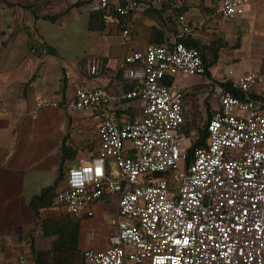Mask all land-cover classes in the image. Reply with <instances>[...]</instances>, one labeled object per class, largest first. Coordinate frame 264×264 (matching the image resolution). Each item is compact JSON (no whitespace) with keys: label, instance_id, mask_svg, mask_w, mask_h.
<instances>
[{"label":"built area","instance_id":"built-area-1","mask_svg":"<svg viewBox=\"0 0 264 264\" xmlns=\"http://www.w3.org/2000/svg\"><path fill=\"white\" fill-rule=\"evenodd\" d=\"M143 1L172 0H91L87 7L129 36L128 16ZM254 1L221 0L216 11L239 16ZM176 20L181 33L191 30L183 15ZM178 38L124 56L121 74L131 89L119 86L112 96L103 87H78L67 103L100 115L98 146L90 159L66 169L54 204L77 220L92 217L93 205L105 199L117 209L107 246L84 249V264H264V100L250 97L257 79L247 73L232 83L243 97L216 91L206 144L187 164L193 137L185 133L183 93L173 78L201 75L206 68L200 52ZM103 67L99 57L85 62L91 77ZM112 100H136L138 115L118 121ZM57 105L41 100L35 108ZM172 172L175 184L168 180Z\"/></svg>","mask_w":264,"mask_h":264},{"label":"crops","instance_id":"crops-1","mask_svg":"<svg viewBox=\"0 0 264 264\" xmlns=\"http://www.w3.org/2000/svg\"><path fill=\"white\" fill-rule=\"evenodd\" d=\"M90 1L0 0V264H20V257L35 264L37 256L51 250L55 235L44 234L43 222L68 216L54 204L55 193L63 187L66 169L90 159L98 146L100 115L71 110L67 103L78 87H103L112 96L119 86L131 89L132 82L121 74L130 51L169 45L183 34L187 43L199 47L206 63L212 61L204 74L173 78L183 93L185 133L193 138L202 102L207 117L218 108L216 91L222 83L251 73L257 81L250 95L264 100V0L249 3L234 17L217 13L221 0L137 2L128 16L129 36L116 21L91 13ZM176 14L190 25L188 33H181ZM90 57L104 62L96 77L85 71ZM203 84L209 86L205 98ZM213 96L216 106L210 104ZM41 100L58 105L36 109ZM188 101L196 114L188 113ZM109 108L120 122L138 115L136 100H112ZM51 187L52 196L45 199L49 204L42 201L32 208L31 199ZM109 209L114 216L111 199L96 202L93 216L78 220L81 251L107 246L114 231L103 219Z\"/></svg>","mask_w":264,"mask_h":264},{"label":"trees","instance_id":"trees-1","mask_svg":"<svg viewBox=\"0 0 264 264\" xmlns=\"http://www.w3.org/2000/svg\"><path fill=\"white\" fill-rule=\"evenodd\" d=\"M94 15H103L101 12H93ZM154 37H152L153 39ZM179 41L183 42L188 47H194L199 52L203 59L206 71L207 68L212 64V61L206 63L201 50L199 47L193 43L189 44L186 42L185 37L181 36L178 38ZM152 42H155V39L152 40ZM169 80H167L168 82ZM232 82H224L221 84V88L224 91H229L233 95H236L238 97H243L241 93L236 91L232 87ZM251 97V96H250ZM212 113H209L202 124L200 128L196 129L195 137L193 138V142L190 146V148L187 150L186 153V163H190L193 158V151L196 148L203 147L206 144L207 139V130H206V123L209 117ZM63 151V148H62ZM65 156H63L62 153V162L64 161ZM62 169L60 167L59 176H62ZM54 191V188H47L42 191V193L31 199L30 206L34 209L37 208V206H42V201H45V199L51 198L52 193ZM49 202L44 203V206H47ZM43 229L44 234L46 236H53L55 235L54 240L52 241V247L51 250L45 253V255L37 256V260L35 264H84L83 258H82V251L79 249L78 242H79V221L72 219V217H65L62 219H55V220H46L43 222Z\"/></svg>","mask_w":264,"mask_h":264},{"label":"rangeland","instance_id":"rangeland-1","mask_svg":"<svg viewBox=\"0 0 264 264\" xmlns=\"http://www.w3.org/2000/svg\"><path fill=\"white\" fill-rule=\"evenodd\" d=\"M249 3H247L245 6H244V8L248 5ZM176 77H181V75H177ZM191 78V77H190ZM184 79L186 80V79H188V77H183V81H184ZM196 83H199V82H196V81H192L191 82V84H196ZM206 87H209V86H206V85H202V86H200V88L201 89H204V92H203V97L205 98V97H207V91H206ZM199 87H198V89H200ZM210 104L212 105V106H216L217 105V102L215 101V99H214V96H213V98L210 100ZM187 104H188V108H187V111H188V113H195L196 114V112H197V109L195 108V107H190L191 106V102L190 101H188L187 102ZM202 106H203V109L201 110L202 111V114L200 113V115H198V119H199V124H198V126H196L195 127V130L197 129V128H200L201 126H202V124L204 123V120H205V113H208L207 111V109L206 108H204V106H205V104L202 102ZM190 105V106H189ZM186 127L188 128L187 129V131L188 132H190V130L192 129V128H189V127H191L190 125H188V124H186ZM168 180H169V182H170V184H175V182H177V174H175L174 172H172L171 173V175H170V177L168 178ZM108 203H112V202H108ZM115 216H116V214L114 215V216H112V212L110 211V209H109V211L107 212V213H105V215H103V219H104V222H105V225H112L113 224V221H114V219H115ZM113 226V225H112Z\"/></svg>","mask_w":264,"mask_h":264},{"label":"water","instance_id":"water-1","mask_svg":"<svg viewBox=\"0 0 264 264\" xmlns=\"http://www.w3.org/2000/svg\"><path fill=\"white\" fill-rule=\"evenodd\" d=\"M159 176H161V175H159Z\"/></svg>","mask_w":264,"mask_h":264}]
</instances>
